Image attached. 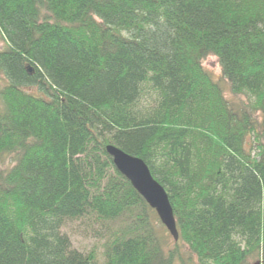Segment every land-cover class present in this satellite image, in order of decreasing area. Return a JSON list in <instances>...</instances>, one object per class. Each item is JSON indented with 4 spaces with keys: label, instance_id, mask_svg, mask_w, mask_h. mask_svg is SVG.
<instances>
[{
    "label": "trees",
    "instance_id": "16d2710c",
    "mask_svg": "<svg viewBox=\"0 0 264 264\" xmlns=\"http://www.w3.org/2000/svg\"><path fill=\"white\" fill-rule=\"evenodd\" d=\"M0 40V264H264V0H0Z\"/></svg>",
    "mask_w": 264,
    "mask_h": 264
},
{
    "label": "water",
    "instance_id": "95a60500",
    "mask_svg": "<svg viewBox=\"0 0 264 264\" xmlns=\"http://www.w3.org/2000/svg\"><path fill=\"white\" fill-rule=\"evenodd\" d=\"M107 151L113 157L117 169L130 180L148 204L156 210L162 223L174 239L178 240L179 232L172 204L165 188L154 178L149 166L143 159L117 146L108 145Z\"/></svg>",
    "mask_w": 264,
    "mask_h": 264
},
{
    "label": "rangeland",
    "instance_id": "374dc122",
    "mask_svg": "<svg viewBox=\"0 0 264 264\" xmlns=\"http://www.w3.org/2000/svg\"><path fill=\"white\" fill-rule=\"evenodd\" d=\"M3 45L4 42L0 40V48H2ZM203 65L212 72L215 79L223 81L226 90V95L229 96V88L226 81L222 79V67L219 63L218 58L213 55L208 56L204 60ZM83 225L84 224L81 222H74L70 225V227L66 229L72 239L74 246L84 252L89 251L94 246H97L99 249L101 247L102 240L99 237H96L94 234L89 233L90 231L88 227H84Z\"/></svg>",
    "mask_w": 264,
    "mask_h": 264
}]
</instances>
